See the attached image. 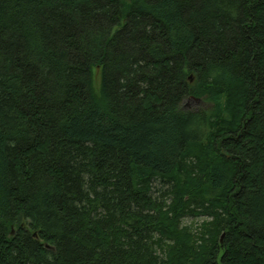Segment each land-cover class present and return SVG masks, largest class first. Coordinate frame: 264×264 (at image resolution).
Here are the masks:
<instances>
[{"label":"trees","instance_id":"1","mask_svg":"<svg viewBox=\"0 0 264 264\" xmlns=\"http://www.w3.org/2000/svg\"><path fill=\"white\" fill-rule=\"evenodd\" d=\"M0 264H264V0H0Z\"/></svg>","mask_w":264,"mask_h":264},{"label":"rangeland","instance_id":"2","mask_svg":"<svg viewBox=\"0 0 264 264\" xmlns=\"http://www.w3.org/2000/svg\"><path fill=\"white\" fill-rule=\"evenodd\" d=\"M100 84H101V76L100 74L94 69V73H93V88H94V92L96 95L99 96L100 94ZM199 102H195L193 100H189L187 101V105L189 107H193V106H196L198 105ZM197 222H200V219H195V218H186L184 220V224H193V223H197Z\"/></svg>","mask_w":264,"mask_h":264}]
</instances>
